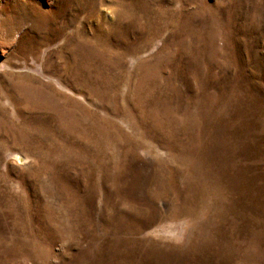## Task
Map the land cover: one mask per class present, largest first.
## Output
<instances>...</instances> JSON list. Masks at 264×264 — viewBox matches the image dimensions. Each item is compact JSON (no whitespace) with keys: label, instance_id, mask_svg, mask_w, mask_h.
<instances>
[{"label":"rangeland","instance_id":"obj_1","mask_svg":"<svg viewBox=\"0 0 264 264\" xmlns=\"http://www.w3.org/2000/svg\"><path fill=\"white\" fill-rule=\"evenodd\" d=\"M0 264H264V0H0Z\"/></svg>","mask_w":264,"mask_h":264},{"label":"bare ground","instance_id":"obj_2","mask_svg":"<svg viewBox=\"0 0 264 264\" xmlns=\"http://www.w3.org/2000/svg\"><path fill=\"white\" fill-rule=\"evenodd\" d=\"M32 108V107H31Z\"/></svg>","mask_w":264,"mask_h":264}]
</instances>
